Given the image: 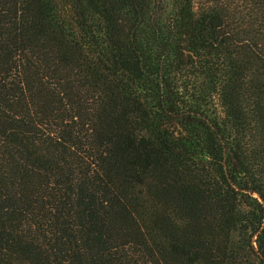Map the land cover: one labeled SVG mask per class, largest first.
Wrapping results in <instances>:
<instances>
[{
    "label": "trees",
    "instance_id": "obj_1",
    "mask_svg": "<svg viewBox=\"0 0 264 264\" xmlns=\"http://www.w3.org/2000/svg\"><path fill=\"white\" fill-rule=\"evenodd\" d=\"M0 264H264V0H0Z\"/></svg>",
    "mask_w": 264,
    "mask_h": 264
}]
</instances>
